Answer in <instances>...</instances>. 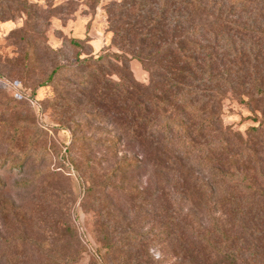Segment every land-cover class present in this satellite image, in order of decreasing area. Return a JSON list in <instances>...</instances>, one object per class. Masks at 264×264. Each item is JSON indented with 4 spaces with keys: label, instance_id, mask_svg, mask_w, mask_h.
<instances>
[{
    "label": "rangeland",
    "instance_id": "obj_1",
    "mask_svg": "<svg viewBox=\"0 0 264 264\" xmlns=\"http://www.w3.org/2000/svg\"><path fill=\"white\" fill-rule=\"evenodd\" d=\"M125 2L0 0V13L11 15L0 21V264H230L215 249L226 244L220 230L239 239L237 264H264V197L245 190L242 206L249 208L238 217L219 196L164 186L160 149L150 143L146 165L129 183V133L113 107L75 92L68 71L56 73L78 57H126L116 35L129 12L113 10ZM260 37L239 36L235 44L257 45ZM127 66L137 82L150 84L140 61ZM259 100L229 95L224 124L245 136L258 126ZM250 174L264 181L257 168Z\"/></svg>",
    "mask_w": 264,
    "mask_h": 264
},
{
    "label": "trees",
    "instance_id": "obj_2",
    "mask_svg": "<svg viewBox=\"0 0 264 264\" xmlns=\"http://www.w3.org/2000/svg\"><path fill=\"white\" fill-rule=\"evenodd\" d=\"M206 1L129 0L116 5L113 10L129 12L116 35L126 57H78L55 71H68L76 79L75 92L99 101L101 108L113 107L116 123L129 133V183L146 165L144 148L157 145L164 186L174 182L187 196L207 191L229 205L227 212L240 217L249 208L242 206L245 190L253 199L264 197V181L250 174L257 168L264 180V0H211L210 5ZM7 12L0 13V21L10 19ZM111 26L115 28L112 21ZM260 35L257 45L235 44L239 36ZM72 44L82 46L77 40ZM130 59L142 63L149 85L133 78ZM86 71L89 74L82 76ZM104 72L118 80H106ZM97 74L102 78L98 89L93 82ZM254 93L260 95L253 103L261 117H254L258 126L243 136L224 124V103L229 95ZM72 134V144L80 142L76 131ZM243 182H248L246 189ZM219 232L226 244L215 247L218 256L237 264L242 259L239 239ZM205 242L214 246L213 240Z\"/></svg>",
    "mask_w": 264,
    "mask_h": 264
}]
</instances>
